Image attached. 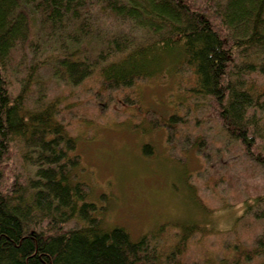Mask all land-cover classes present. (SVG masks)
<instances>
[{"label": "trees", "instance_id": "16d2710c", "mask_svg": "<svg viewBox=\"0 0 264 264\" xmlns=\"http://www.w3.org/2000/svg\"><path fill=\"white\" fill-rule=\"evenodd\" d=\"M43 69L72 86L99 78L107 91L189 73L188 96L213 104L220 127L264 173V0H0V264H183L203 227L175 223L169 249L159 244L166 226L138 238L106 227L78 176V140L45 97ZM184 121L169 118V138ZM18 150L17 169L9 162ZM242 211L237 223L261 233L250 245L227 244L233 256L218 264H264V194Z\"/></svg>", "mask_w": 264, "mask_h": 264}, {"label": "rangeland", "instance_id": "374dc122", "mask_svg": "<svg viewBox=\"0 0 264 264\" xmlns=\"http://www.w3.org/2000/svg\"><path fill=\"white\" fill-rule=\"evenodd\" d=\"M40 78L45 97L57 101L60 119L78 140V176L106 227L124 226L138 238L166 226L159 244L169 249L178 238L175 223L195 222L203 227L189 239L183 264H218L233 256L227 244L250 245L261 233L258 224L237 220L246 200L264 194V173L220 127L213 104L188 96L189 73L111 91L99 78L72 86L48 69ZM10 80L18 92L19 81L13 74ZM37 92L31 90L29 106ZM173 114L185 121L169 138L163 125ZM145 145L152 155L144 153ZM14 159L9 166L24 168L19 150Z\"/></svg>", "mask_w": 264, "mask_h": 264}]
</instances>
